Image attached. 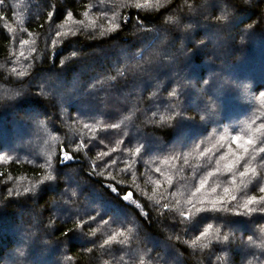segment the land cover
<instances>
[{"label": "trees", "instance_id": "trees-1", "mask_svg": "<svg viewBox=\"0 0 264 264\" xmlns=\"http://www.w3.org/2000/svg\"><path fill=\"white\" fill-rule=\"evenodd\" d=\"M261 124L264 0H0V264H264Z\"/></svg>", "mask_w": 264, "mask_h": 264}, {"label": "snow or ice", "instance_id": "snow-or-ice-1", "mask_svg": "<svg viewBox=\"0 0 264 264\" xmlns=\"http://www.w3.org/2000/svg\"><path fill=\"white\" fill-rule=\"evenodd\" d=\"M117 2H123V3H127V4H132L134 2V6L136 8H150L153 6V0H144L143 3L140 2V0H117ZM155 2V5H159L160 4V0H154ZM68 19L71 20L72 19V16L71 14L69 13L68 14ZM76 23L78 24H83L82 21H77ZM118 27V25H117ZM101 35L104 34V32L102 31L100 33ZM58 35H60L58 33ZM24 44H27L28 41H23ZM73 55H75V53H73ZM13 71H15V69H13ZM20 75H23V73H20ZM170 95H175V91H173L172 93H170ZM162 120L164 119L163 117L161 118ZM170 119V117H169ZM111 127L113 128H116V127H119V125H111ZM249 127H251V125H249ZM261 129H264V124H261L255 131L256 132H260ZM221 139H224V137H221ZM232 141L233 142H236L237 143V147L238 149H242V152L237 154V153H233L234 155V160L231 164L227 165L228 167V171L230 173H232L231 177H230V182L235 184L236 182V179H237V174L236 172L233 171V169L240 163V162H243V170L242 171H239L238 173V176L240 178V185L241 186H245V178L248 177L250 175V173H252V179H255V173H256V169L253 168L251 166V160L252 159H255L254 156H251L250 159H246V157H249L250 156V149H252L254 152L256 153H264V145L260 146V147H256V144H257V141L253 139V137L251 135L245 137L241 134H237V135H233L231 137ZM199 148V146H197V149ZM141 149H142V146L140 147H137L135 150H134V153L133 154H139L141 152ZM212 149H205L203 152H200L199 155L200 156H205L207 155L209 152H211ZM101 155H105V153H101ZM66 158H71V157H66ZM226 157L224 155H221L217 160H216V169L215 171H211V172H208L206 175L202 176V178H200L199 180V187L196 188L195 192H192L191 193V196L186 200V203L188 204H192V207L195 208L196 207V204L193 203V200L192 198L196 196V193H199L201 191V189H203L205 187V185L207 184L208 182V179L214 175H217L219 172H220V169H219V165H220V161L221 160H224ZM0 159H2V157H0ZM167 162V161H166ZM185 163H187V159L185 158ZM130 167V166H129ZM125 171H127V168L125 169ZM155 171L157 172H160V169L157 168ZM46 180H51V179H54V177L52 175H48L45 177ZM250 182V181H249ZM157 184H159V181L156 182ZM220 184L217 183L215 187H212L211 191L214 193L216 191V187H219ZM30 189H25V191H29ZM224 193L227 194L229 192V188L225 187L223 189ZM259 192L261 193H264V187H260L259 188ZM130 195L131 194H128V195H125L124 196V199L125 200H128L130 198ZM173 195H175V193H173ZM231 200H237V196L236 195H233L231 197ZM157 203H159V201H156ZM199 202H203V201H199ZM177 204H179V200L176 201ZM217 203H230V201H224L223 198L221 197L220 200L217 201ZM255 203H260V204H264V196H260L259 198L255 195H251V196H244L243 197V203L240 205V207H243L245 209L248 210V212H252V211H256L257 209H253V208H250L249 206L252 205V204H255ZM165 208L168 207V205H164ZM197 212L199 211H202L203 209H199L197 208L196 209ZM212 210H216V211H220V210H228L227 208H214ZM259 211L261 212H264V207L258 209ZM189 213H191V209L188 210ZM182 216H185V213L183 211H181L180 213ZM188 217L185 216V219H187ZM212 225H208L207 228L204 230V232L201 233V236H204V237H207L209 235V230L212 229ZM201 236H198L196 238V240L192 241V244L193 246H195L197 244V241L200 240ZM118 237H123V239H120L119 241L117 240ZM215 238L216 239H223V240H228V236L227 235H224V236H220V234L217 232L216 235H215ZM128 240V236L125 235V233L123 231H120V232H116L114 234H112L108 239H106L104 241V244L102 245V247L104 246H108L110 244H112L113 242H119L121 244L123 243H126ZM141 264H143V262H141Z\"/></svg>", "mask_w": 264, "mask_h": 264}]
</instances>
